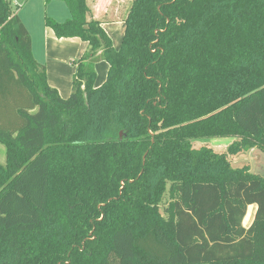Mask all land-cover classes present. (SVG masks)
Wrapping results in <instances>:
<instances>
[{
  "label": "trees",
  "instance_id": "trees-1",
  "mask_svg": "<svg viewBox=\"0 0 264 264\" xmlns=\"http://www.w3.org/2000/svg\"><path fill=\"white\" fill-rule=\"evenodd\" d=\"M44 1L87 51L61 98L0 0V264H264V177L228 159L264 155V0H132L117 50Z\"/></svg>",
  "mask_w": 264,
  "mask_h": 264
},
{
  "label": "crops",
  "instance_id": "crops-1",
  "mask_svg": "<svg viewBox=\"0 0 264 264\" xmlns=\"http://www.w3.org/2000/svg\"><path fill=\"white\" fill-rule=\"evenodd\" d=\"M59 3L60 1H51L47 6H49L48 8L50 10V15L53 17L52 19L61 23L60 21L63 22L70 18V13L63 2L64 7L61 5L62 3ZM86 4L89 9L88 19L101 23L103 30L111 40L113 48L117 50L124 34V20L132 4V0H86ZM16 15L20 19L19 15ZM60 15L64 16L61 20H58L59 17H61ZM68 15L69 18H67ZM20 21L26 28L31 39L33 54V40L31 34L25 23L21 19ZM40 32L43 42L41 63L45 66L47 83L58 92L61 98L66 99L71 94L72 78L75 72L73 63L79 60L87 51V44L78 38L57 39L54 37L52 31L45 26L40 29ZM94 68L96 72L95 86L98 87L105 81L108 65L103 61H98L95 63ZM252 152L257 151L253 149ZM255 156L256 159L262 156L264 160V156L260 153L255 154ZM248 227L249 226L244 228Z\"/></svg>",
  "mask_w": 264,
  "mask_h": 264
},
{
  "label": "rangeland",
  "instance_id": "rangeland-1",
  "mask_svg": "<svg viewBox=\"0 0 264 264\" xmlns=\"http://www.w3.org/2000/svg\"><path fill=\"white\" fill-rule=\"evenodd\" d=\"M10 5L13 7L15 14H18L20 19L25 23L29 33L31 34V38L33 40V54L34 59L38 61V63L42 62V36L40 29L44 27V19L45 17L53 18L50 15L48 3H45L44 0H8ZM60 2L59 4H61ZM64 5L63 3L61 4ZM64 7V6H63ZM58 20H61L64 15H60ZM69 18V15L68 17ZM57 20V21H58ZM62 22V21H60ZM64 22V21H63ZM43 64V63H41ZM11 98V97H10ZM7 105V104H5ZM1 109L5 111L3 107H1V97H0V115ZM236 140L231 138L225 139H211V140H197L193 142V146L195 148H199L203 145H208L217 153H223L227 151V148L232 145ZM255 154L257 152L250 151H242L237 155H228V159L230 160L233 166H242L245 164L249 165V169L251 173H256L260 176L264 177V160L261 157L256 159ZM5 162V148L2 144H0V164L4 165ZM168 193L165 194L163 201L161 203V212L166 207L168 203ZM255 212V206H249L247 208L246 214L242 220V226L247 227L251 223L253 219V215Z\"/></svg>",
  "mask_w": 264,
  "mask_h": 264
},
{
  "label": "water",
  "instance_id": "water-1",
  "mask_svg": "<svg viewBox=\"0 0 264 264\" xmlns=\"http://www.w3.org/2000/svg\"><path fill=\"white\" fill-rule=\"evenodd\" d=\"M256 151H257V150H256ZM257 152L260 153L259 151H257ZM260 154L263 155L262 153H260ZM263 156H264V155H263ZM253 174H256V173L253 172ZM257 175H258V174H257Z\"/></svg>",
  "mask_w": 264,
  "mask_h": 264
}]
</instances>
